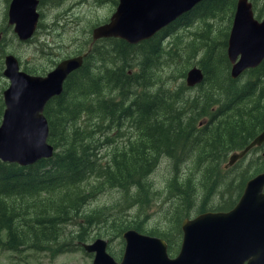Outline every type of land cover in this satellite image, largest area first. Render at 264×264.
Instances as JSON below:
<instances>
[{
	"label": "trees",
	"instance_id": "16d2710c",
	"mask_svg": "<svg viewBox=\"0 0 264 264\" xmlns=\"http://www.w3.org/2000/svg\"><path fill=\"white\" fill-rule=\"evenodd\" d=\"M235 2L236 0L200 1L192 10L158 30L154 35L155 39H144L130 45L122 39L103 37L93 44L84 56L83 63L68 74L61 93L52 96L44 107L49 126L47 140L54 146L53 154L25 165L0 159V232H6V238H0L3 248L19 251L23 247H31L41 250L46 245H51V255L62 251L63 243L68 240L61 242L57 238L61 233L60 225L72 216H78L80 206L75 213H63H66L68 207H75L79 199L86 201L105 189H116L120 193L119 203L116 205L134 206L136 217L140 219L142 211L154 195L149 176L163 158L171 160L172 168L176 162L166 192L167 198L171 202L177 201L182 209L175 217V223L180 224L182 216H189L190 211L196 208L197 212L208 209L206 201H197L194 186H198L189 183L191 175L182 183L185 188H179L181 163L186 160L187 157L184 156L190 149L188 141L195 134L204 133L209 138L204 140L200 151L206 144L211 145V150L214 151H220L215 148L217 144L223 145V157L216 156L221 155L222 151L209 152L212 165L215 164L212 168L217 174L216 163H220L219 160L225 158L229 151L243 148L264 128V115H254L253 121L241 117L240 125H232L234 116L239 117L243 113L249 115L257 108H262L264 114V86L255 95H250L254 79L245 82V85H238L237 78L230 75L226 52L220 51V64L226 81L223 82L222 79V83L217 85L218 94L212 98L216 107L208 104L205 110L204 98V105H200L184 120L182 117L187 116V110L193 106L196 96L182 99L180 95L183 88L180 86L177 89L167 84L161 85V91L154 93L156 90H151L149 83L153 81L152 69H162L172 49L171 46H164L163 41L160 42L157 37L159 33L168 37L180 27L193 25L194 19H213L218 14L233 9ZM218 41L215 40L213 45L205 42V56L201 59L204 81L206 75L211 74L209 65H206V54L212 52L213 46L220 44ZM226 42L227 40H223L222 44L226 46ZM105 56L109 57L108 61ZM151 63H154L153 67L150 66ZM207 71L210 74H206ZM249 72L260 79L264 75V60L250 68ZM166 88L173 91L169 93ZM175 105L178 106L175 108ZM3 106L4 103L1 102L0 113ZM203 113L209 114L208 120L197 124L198 115ZM61 114L65 115L60 117ZM172 121L176 123L175 139L171 137L170 125L162 124ZM126 124L130 131L133 127L139 131V136L132 140L129 135V143L121 146L123 132L120 129ZM69 142L71 145L66 147L65 144ZM106 146L112 149L108 150L109 155L104 159L100 151ZM165 149L168 152L163 153L161 150ZM200 166L198 157L195 169ZM231 167H225L224 171L228 172ZM208 169L210 178L211 169ZM217 187V183H213L208 191L212 193ZM60 193H64L62 196L65 198L61 206L53 208L51 212L36 208L45 202H52ZM73 194L75 196L68 197ZM42 195L46 198L43 199ZM72 199L73 202H70ZM28 201L29 206H26ZM101 211L100 208H94L89 212L90 216L84 214V222L78 226L79 233L87 231L83 228L85 222L91 225L106 221L107 217L114 218L112 220L117 226L118 235L128 227L144 232L141 225L130 226L129 223L117 222L118 210L114 211L112 208L103 214ZM147 218V215L143 217ZM149 234L156 235L153 232ZM82 237V234L75 235L76 239H82L79 240L80 243L86 239ZM174 242L175 239L170 243Z\"/></svg>",
	"mask_w": 264,
	"mask_h": 264
},
{
	"label": "rangeland",
	"instance_id": "374dc122",
	"mask_svg": "<svg viewBox=\"0 0 264 264\" xmlns=\"http://www.w3.org/2000/svg\"><path fill=\"white\" fill-rule=\"evenodd\" d=\"M116 1L118 0H38V25L31 37L20 39L13 30V24L8 22V7L10 0H0V104L1 102L4 103L2 90L9 84L8 78L3 74L5 66L4 56L6 53H13L17 57L20 68L35 74H45L47 71L53 69L60 59L76 55L79 53V50L85 49L88 45H93L97 39H93L92 37V28L107 21V18L116 10ZM251 1L256 18H261L264 14V0ZM233 9H229L226 13L223 12L222 14H218L215 18L206 21H196V19H194L193 25L176 29V32L163 42L164 46H171V53L162 69H152L151 77H153V81L149 83V88L151 90H156L154 92L156 93L157 91H161L160 86L163 84L173 86L177 89L181 86L183 88V90H181L182 94L180 95L182 99L188 96H196L193 106L191 109L187 110V116L182 117L184 120L188 116H191L193 111H196L200 105H204V98H206L205 110L208 104H212L213 108L216 107V103L213 102L212 98L214 95L218 94L217 85L222 83V79H224L223 82L226 81V75L223 74L222 65L220 64L221 57L219 52H226V46L222 44V42L228 38L232 23ZM91 40H93L92 43H90ZM215 40H219L218 42L220 44L213 46L212 52L207 53L205 57L207 62L206 65H209L211 69V74L208 73V71L206 73L210 74L206 75L207 82L205 80L199 87H187L185 85L186 71L193 66L201 67V59L205 56L203 54L206 50L205 42L207 41L209 45H213ZM174 52H176V54H174ZM172 55L175 56L172 57ZM104 58L106 61L109 59L108 56ZM99 62L97 61V63ZM227 63L229 64V60ZM153 65L154 63L150 64L151 67H153ZM253 79L254 83L252 85H254V87L250 95H255L259 91V88L264 86V75L260 79H257L249 72V69H247L237 77L236 81L238 85L241 86L243 83H247ZM225 87H227V85ZM166 89L169 90V93L173 91L171 88ZM177 106L178 105H175V108ZM262 110V108H257L249 113V115L243 113L239 117L234 116L235 118H232V125H240L241 122H239V119L241 117H245L244 119L247 121H253L254 115L261 117L264 115ZM2 112L0 113V121L2 119ZM204 114L208 113L198 115L197 124H202L208 120L209 114L201 117ZM63 115L65 114H61L60 117ZM233 121H236V123H233ZM174 122L175 121L162 124L170 125L172 131L170 132L172 134L171 137L175 139L174 126L176 123ZM59 126L60 124L57 125V130H59ZM120 132H123V141L120 142L121 146L129 143V135L132 140H135L139 136V131L134 127L130 131L127 124L120 129ZM205 135L204 133H200L199 135L195 134L190 138V141H188L190 149L184 156L187 157L186 160L181 163V170L179 172L180 179L178 181L179 188H185V185H182V183L186 182L190 177L189 175H191L192 178H190L189 183L193 186H198H194V191L199 203L204 200L207 202V208H220L224 206L228 208L233 198L234 201L237 200L240 194H237V192L243 181L255 173V170L260 167L264 169V156H262L259 161L250 159L251 156L256 154H263L264 141L261 146L254 147L248 156L237 160V162L232 165L231 169L226 172L224 171V166L227 164L229 155L233 152L229 151L228 154L224 156L225 158L219 160L220 163H216V168L218 170L216 174V170L212 168L215 164L212 165L213 161L211 156H209V152L222 151L221 155L218 154L216 156L223 157L224 147L222 144H217L215 148L220 151H214L211 150V145L206 144L203 146L202 151H200V146L205 143L204 140L209 138L205 137ZM221 137L224 138L223 134H221ZM70 145V142L65 144L66 147ZM111 149L112 148L109 146L101 149L100 153L104 155V159L109 155L108 150ZM161 151L163 153L168 152L166 149ZM189 155H191V157ZM198 157L201 166L195 169ZM250 163L251 165H249ZM175 164L176 162H174V166ZM173 168L171 160L163 158L154 172L149 176V182L152 186L151 190L154 195L152 200L147 203L145 209L142 211L140 219L136 217L134 206L127 207V205H116L119 203L120 199V193L116 189H105L104 191L97 192L86 201H84L85 199H79L75 207H68L66 213L62 212L63 215L75 213L76 208L80 206V214L78 216H72L69 220L60 225L61 233L57 238L61 242L68 240L66 243H63L64 249L62 251L51 255L49 252L51 245L43 247V251L42 249L34 250L31 247H23L18 251L5 249L0 244V264H92L93 252L86 251L83 248L79 241L82 239L75 238L77 234H82V238H86L85 241H92L95 237H104L108 239L109 252L115 258L119 259L123 252L124 239L121 233L119 235L117 234L118 229L117 226L114 225L115 223L112 220L114 219L113 217H111V219L107 217L106 221L99 223L94 222V224L91 225L85 222L83 228L87 229V231L85 233H79L78 231L79 224L84 222L83 215L90 216L91 213L89 212L94 208H100V210H102L101 214L113 208L114 211H119L117 222L120 221L119 223L123 224L129 223L128 225L130 226L141 225L143 226L144 232H153L158 236L173 239L174 233L177 232L176 229H180V224H176L174 219L182 211L177 201L171 202L167 198L166 192L169 189L168 183L172 177ZM205 168L206 170H204ZM208 168L211 169L210 178H208V173L210 171ZM213 183H217L218 187L214 192L210 193L208 189ZM205 193L207 194L206 196ZM219 193H221V195H219ZM63 194L64 193H60L59 197L52 202H45L42 205H38L36 208L51 212L53 208L61 206L62 202H64L65 198L62 196ZM73 196L75 195H69L68 197ZM41 197L43 199L46 198L44 195ZM70 202H73V199L72 201L70 200ZM26 206H29V201L26 203ZM196 213L197 208L196 210L190 211L189 215L193 216ZM145 215H147V219H143ZM78 221L79 223L77 224ZM176 236L175 234V237ZM0 238H6V232L4 230L0 232ZM180 241L174 245V252L178 250Z\"/></svg>",
	"mask_w": 264,
	"mask_h": 264
},
{
	"label": "water",
	"instance_id": "95a60500",
	"mask_svg": "<svg viewBox=\"0 0 264 264\" xmlns=\"http://www.w3.org/2000/svg\"><path fill=\"white\" fill-rule=\"evenodd\" d=\"M198 1L119 0L109 20L92 28V37L120 36L136 42L149 37ZM37 4L38 0H10L8 22L20 39L32 35L37 26ZM226 52L233 77L264 58V17L259 20L254 16L250 0L236 1ZM83 58L82 53L64 57L45 74H35L20 68L13 53L5 54L3 74L9 84L3 90L1 160L25 165L53 154L54 146L47 140L49 126L44 107L52 96L61 93L65 78L83 63ZM202 78L201 68L193 66L187 71L186 83L193 85ZM263 141L264 129L243 149L231 153L228 163ZM181 227L182 242L176 257L168 256L164 238L133 227L122 232L124 251L120 260L108 251L106 238L96 237L81 244L86 251L93 252L92 264H264L258 261L264 253L252 252L255 243L264 240L248 236L264 234V170L246 181L232 208L185 217ZM245 259L247 262L243 263Z\"/></svg>",
	"mask_w": 264,
	"mask_h": 264
},
{
	"label": "flooded vegetation",
	"instance_id": "af4514ba",
	"mask_svg": "<svg viewBox=\"0 0 264 264\" xmlns=\"http://www.w3.org/2000/svg\"><path fill=\"white\" fill-rule=\"evenodd\" d=\"M264 16V14L261 16V18ZM261 18H258L259 20L261 19ZM108 19V18H107ZM29 37H31V35L29 36ZM226 45H227V42H226ZM79 53H85L86 54V52H85V50H82L81 52H79ZM84 54V55H85ZM56 65V64H55ZM241 75V74H240ZM203 82H198V83H196L195 85H193V86H190V87H199V85H201ZM246 83H243V85H245ZM2 93H3V90H2ZM250 143V142H249ZM248 143V144H249ZM263 144V143H262ZM262 144H260V145H253V146H251L243 155H241V157H239V158H237L235 161H233L232 163H231V166L233 165V164H235L236 162H237V160H239V159H241V158H244L245 156H248L249 155V153L251 152V150L254 148V147H259V146H261ZM247 145V144H246ZM245 145V146H246ZM244 146V147H245ZM243 147V148H244ZM243 148H241V149H243ZM241 149H239V150H241ZM239 150H236L237 152L239 151ZM236 151H234V152H236ZM233 153V152H232ZM230 156V155H229ZM262 156H264V151H263V154H256V155H254V156H251L250 157V159H252L253 161H259L260 159H261V157ZM228 160H229V158H228ZM228 160H227V164H225L226 166L225 167H228L230 164L228 163ZM249 165H251V163L249 164ZM251 167V166H250ZM264 169H261V170H259V171H257V172H260V171H263ZM257 172H255V173H253L252 175H255ZM251 175V176H252ZM251 176H249V177H251ZM249 177L245 180V181H243V183L240 185V189H239V191L237 192V194L238 193H240L239 195H238V198H237V200L236 201H234V198L232 199V201H231V199H230V201H231V203L228 205V206H230V207H228V208H225V206L224 207H220V208H208V209H206V210H229L230 208H232L235 204H236V202L238 201V199H239V197H240V195L242 194V192H243V190H244V187H245V184H246V181L249 179ZM229 201V202H230ZM234 201V202H233ZM203 211H205V210H203ZM200 212H202V211H200ZM198 213V212H197ZM196 213V214H197ZM194 216V215H193ZM193 216H187V217H193ZM184 219V218H183ZM182 219V220H183ZM182 220L180 221V229L179 228H177V232H176V234H177V236L175 237V235H174V238L173 239H175V242L172 244V243H170L173 239L172 238H164V237H162V236H160V237H162V238H164L165 239V241H166V251H167V254H168V256L169 257H176L179 253H180V246H181V242H182V234H183V232H182V227H181V224H182ZM140 231V230H139ZM121 235H122V233H121ZM158 236V235H157ZM180 236H181V238H180ZM248 236H253L255 239H257V240H259V238L261 239V240H264V234H262L261 236L259 235V234H251L250 235V233H249V235ZM247 237V236H246ZM102 238H104V237H102ZM124 239V238H123ZM181 240V241H180ZM107 241H108V239H107ZM179 241H180V246H179V248H178V250L176 251V252H174L173 250L175 249L174 248V245L178 242L179 243ZM239 241H240V236H239ZM108 245H109V242H108ZM108 245H107V249H108ZM109 251V250H108ZM123 251H124V248H123ZM253 251H262V253H264V243H262V242H257V243H255V246H254V249L252 250V252ZM122 254H123V252H122ZM122 254H121V256H120V258L122 257ZM259 257L262 259V260H260V259H258V261H260V262H262V261H264V255H259ZM115 258V257H114ZM120 258L119 259H117V260H120ZM258 258V257H257ZM254 261H256L257 262V260L254 258L253 259ZM247 262V259H245V260H243V263H246ZM263 263V262H262ZM257 264H260V263H257Z\"/></svg>",
	"mask_w": 264,
	"mask_h": 264
}]
</instances>
